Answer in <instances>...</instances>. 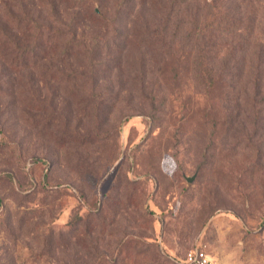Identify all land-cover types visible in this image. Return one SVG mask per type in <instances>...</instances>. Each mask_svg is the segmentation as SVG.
Returning a JSON list of instances; mask_svg holds the SVG:
<instances>
[{
    "label": "rangeland",
    "instance_id": "374dc122",
    "mask_svg": "<svg viewBox=\"0 0 264 264\" xmlns=\"http://www.w3.org/2000/svg\"><path fill=\"white\" fill-rule=\"evenodd\" d=\"M211 2L0 0V264H264V0Z\"/></svg>",
    "mask_w": 264,
    "mask_h": 264
},
{
    "label": "trees",
    "instance_id": "16d2710c",
    "mask_svg": "<svg viewBox=\"0 0 264 264\" xmlns=\"http://www.w3.org/2000/svg\"><path fill=\"white\" fill-rule=\"evenodd\" d=\"M224 0H213L211 2V11L206 16L205 20L203 21L202 25H199V21H196L195 24L192 26L193 30V37L194 36H202L203 39H206L207 41L211 42V46L215 47L219 45L218 43V36L215 34H222L226 33L225 36H231V37H241V34L237 33H249L252 32V27L255 23V19L257 16V13L253 11V7L246 12L238 11L236 10V15H232L229 8L225 7V5L222 3ZM221 2V3H220ZM35 23L34 25H36ZM35 30L37 31V27H35ZM8 37H6L7 39ZM224 40V39H223ZM247 41V37H244L243 39L238 38V45H232L230 44V41L224 40L226 45L223 44L222 50L227 51L226 54L228 57L235 54L237 52V49H245L248 48L247 46H243L242 43ZM38 45L40 46L41 38L38 37L37 39ZM198 66L200 65V71L207 74L209 77L212 75V68L211 65L205 61H202L201 59L197 60ZM229 58L225 62L224 68H226L229 65ZM212 79V78H210ZM186 257V255H185ZM185 257L183 259V262L185 260Z\"/></svg>",
    "mask_w": 264,
    "mask_h": 264
},
{
    "label": "built area",
    "instance_id": "2783aa9c",
    "mask_svg": "<svg viewBox=\"0 0 264 264\" xmlns=\"http://www.w3.org/2000/svg\"><path fill=\"white\" fill-rule=\"evenodd\" d=\"M184 264H214L213 257L204 249H193L187 253Z\"/></svg>",
    "mask_w": 264,
    "mask_h": 264
},
{
    "label": "water",
    "instance_id": "95a60500",
    "mask_svg": "<svg viewBox=\"0 0 264 264\" xmlns=\"http://www.w3.org/2000/svg\"><path fill=\"white\" fill-rule=\"evenodd\" d=\"M193 180H194L193 178H188L189 182H193Z\"/></svg>",
    "mask_w": 264,
    "mask_h": 264
},
{
    "label": "crops",
    "instance_id": "0c3cea01",
    "mask_svg": "<svg viewBox=\"0 0 264 264\" xmlns=\"http://www.w3.org/2000/svg\"><path fill=\"white\" fill-rule=\"evenodd\" d=\"M209 254V253H208Z\"/></svg>",
    "mask_w": 264,
    "mask_h": 264
}]
</instances>
